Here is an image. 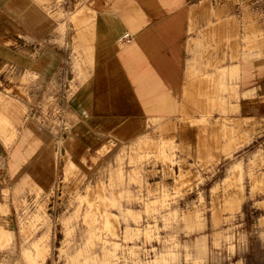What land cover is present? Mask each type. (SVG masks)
Masks as SVG:
<instances>
[{"label":"rangeland","instance_id":"rangeland-1","mask_svg":"<svg viewBox=\"0 0 264 264\" xmlns=\"http://www.w3.org/2000/svg\"><path fill=\"white\" fill-rule=\"evenodd\" d=\"M90 1L0 0V264H264V0H186L180 101L88 147Z\"/></svg>","mask_w":264,"mask_h":264},{"label":"crops","instance_id":"crops-1","mask_svg":"<svg viewBox=\"0 0 264 264\" xmlns=\"http://www.w3.org/2000/svg\"><path fill=\"white\" fill-rule=\"evenodd\" d=\"M90 3L82 9L90 10L96 21L94 71L89 87L75 100L79 107L75 111L83 124L81 137L88 147L100 140V121L119 126L128 124V120L136 122L144 115L165 116L173 105L174 94L180 101L188 59L186 42L194 10L192 7L189 15L186 0H91ZM100 5L106 10L100 9ZM83 16H89V12ZM211 24L215 26L214 22ZM125 32H130L133 38L126 46L119 44L124 47L117 50L115 44ZM52 53L45 52L33 68L39 65L41 70L44 59L57 64V55ZM101 101L106 102L103 108ZM117 105L122 107L110 112ZM135 130L134 126L132 131Z\"/></svg>","mask_w":264,"mask_h":264},{"label":"bare ground","instance_id":"bare-ground-1","mask_svg":"<svg viewBox=\"0 0 264 264\" xmlns=\"http://www.w3.org/2000/svg\"><path fill=\"white\" fill-rule=\"evenodd\" d=\"M118 41H120V38L118 39ZM121 44H122V42H120ZM231 47L233 48V53H234V39H233V43H232V41H231ZM239 65V64H238ZM238 65H235V67L236 68H232V69H230V72H236L237 71V74H238V69H239V67H238ZM188 77L190 78V79H192L193 77H194V71H192V70H189V72H188ZM201 80H204V78H202V77H200V81ZM208 86H210L211 88H214V84H212V86L211 85H208ZM216 88L213 90L212 89V92H214L215 93V99L216 100H222V101H224V99H225V97H218V95H217V86H215ZM218 88L219 89H221L222 91L223 90H225V91H227L229 94H238L237 93V90H233L232 92H230V90H229V88L226 86V84H224L223 82H220L219 83V86H218ZM234 105H237V104H234ZM0 120L1 121H4V122H8V119H7V117H5V116H2V115H0ZM1 121H0V127H1Z\"/></svg>","mask_w":264,"mask_h":264},{"label":"built area","instance_id":"built-area-1","mask_svg":"<svg viewBox=\"0 0 264 264\" xmlns=\"http://www.w3.org/2000/svg\"><path fill=\"white\" fill-rule=\"evenodd\" d=\"M133 38V35L130 32H125L120 36V41L122 45L129 43Z\"/></svg>","mask_w":264,"mask_h":264}]
</instances>
